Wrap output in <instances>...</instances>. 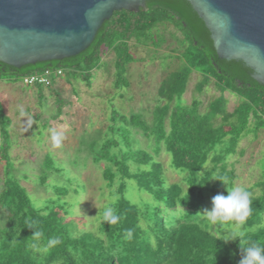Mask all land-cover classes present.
Here are the masks:
<instances>
[{
  "label": "trees",
  "instance_id": "16d2710c",
  "mask_svg": "<svg viewBox=\"0 0 264 264\" xmlns=\"http://www.w3.org/2000/svg\"><path fill=\"white\" fill-rule=\"evenodd\" d=\"M146 9L115 11L87 49L75 56L20 68L0 63V80L8 83L45 69H61L63 78L90 87L105 48L114 54L113 87L120 90L129 85L127 65L137 61L130 53L132 40L157 51L167 43L162 28L172 26L183 37L176 43L180 49L162 58L179 64L159 83L158 104L150 122L140 114L120 115L111 104L107 133L100 145L89 147L93 163H105L102 178L110 189L108 202L94 221H87L89 229H80L85 220L70 211L77 199L72 198L73 205L63 200L70 194L79 196L77 190L53 186L57 203L33 204L13 172L10 120L0 105V210L5 220L0 224V264H239L244 247L264 245V178L245 188L251 193V213L236 227L237 233H245L240 239L225 243L218 235L220 227L197 216L205 194H221L233 186L236 174L228 159L242 156L241 140L248 135L255 138L264 130V86L252 78V70L242 61L217 57L208 29L187 0H153L146 3ZM192 72L200 76L194 87L197 94L210 84L219 92L203 113L199 100L183 101ZM225 92L239 99L231 112ZM62 106L58 99L53 119L60 116ZM135 130L153 142L150 151L133 144ZM218 146H222L220 151H216ZM162 150L170 156V167L182 175L181 182H168L158 160ZM43 168L60 171L49 163ZM221 177L228 178L227 186L215 180ZM127 180H133L149 200L137 204L127 198ZM45 181L43 176L39 184L43 187ZM109 207L118 220L104 216ZM226 223L237 226L235 221Z\"/></svg>",
  "mask_w": 264,
  "mask_h": 264
},
{
  "label": "rangeland",
  "instance_id": "374dc122",
  "mask_svg": "<svg viewBox=\"0 0 264 264\" xmlns=\"http://www.w3.org/2000/svg\"><path fill=\"white\" fill-rule=\"evenodd\" d=\"M161 32L167 43L157 51L150 46L143 47L134 40L129 43L130 53L137 61L127 65L126 78L129 85L120 90L113 87L114 54L105 48H102L101 67L92 72L90 87L78 80L62 77L67 82L62 80V85L53 87L58 96L51 93L46 101L35 103L34 97L22 92L18 87L21 82L8 83L0 80V105L10 120L8 141L13 172L28 191L36 207L51 200L58 202L52 191L53 186L67 188L71 192L77 190L79 196L73 197L70 194L63 200L73 205L72 198H76L77 205L72 206L70 211L77 219L85 220L83 222L87 224L95 220L99 210L108 202L110 189L102 178L105 163L94 164L89 147L93 144L100 145L101 139L107 133L111 104L120 115L140 114L150 122L152 109L158 104L157 87L167 72L174 70L179 64L178 61H164L162 58L176 53L180 49L177 42L183 38L172 26L162 28ZM199 79V74L192 72L183 101L190 104L193 99L199 100L200 111L203 113L208 103L217 97L219 92L210 84L202 93L197 94L194 87ZM224 97L228 100L227 111L231 112L238 105L239 99L228 92L224 93ZM56 99L61 100L63 106L60 116L53 119L57 112L54 106ZM35 113L38 116L37 120L34 117ZM53 130L63 134L59 148L52 144ZM133 134V144L136 147L151 150L153 147L151 140L145 139L136 130ZM221 148L222 146H218L216 151H220ZM238 150L243 151L242 156L235 155L228 159L236 174L233 186L249 188L264 178V130H260L255 138L250 135L243 138ZM158 160L166 169L170 184L181 182L182 175L170 167V156L164 150L161 151ZM48 163L59 169V173L46 172L43 167ZM43 176L46 177V181L42 187L39 179ZM82 187L85 188L84 192ZM221 194L227 195L226 187ZM205 195V204L200 213L211 208V201L215 196ZM126 196L137 204L149 200V196L141 192L133 180L126 181ZM4 221V212L0 210V224L2 225ZM203 222L208 223L204 220ZM209 223L216 229L220 227L218 235L223 238L226 233L238 230L237 226L232 224ZM85 224L80 223L79 228L89 229L91 225Z\"/></svg>",
  "mask_w": 264,
  "mask_h": 264
},
{
  "label": "water",
  "instance_id": "95a60500",
  "mask_svg": "<svg viewBox=\"0 0 264 264\" xmlns=\"http://www.w3.org/2000/svg\"><path fill=\"white\" fill-rule=\"evenodd\" d=\"M148 0H0V63L15 68L75 56L115 11ZM219 59L242 61L264 86V0H187Z\"/></svg>",
  "mask_w": 264,
  "mask_h": 264
},
{
  "label": "clouds",
  "instance_id": "9594fccd",
  "mask_svg": "<svg viewBox=\"0 0 264 264\" xmlns=\"http://www.w3.org/2000/svg\"><path fill=\"white\" fill-rule=\"evenodd\" d=\"M63 140V134L55 130L52 131L51 141L52 144L59 148ZM228 185L227 177L215 179ZM227 195L217 194L211 201V208L204 209L202 213L197 214L202 220L211 222L212 224H223L229 221H235L237 227L243 224L251 213V193L240 186H227ZM104 216L116 221L119 217L115 214L113 208L105 209ZM40 235V233H37ZM245 233L243 231L237 233L231 231L225 234L222 239L225 243L240 239ZM242 258L239 264H264V245L259 243H251L242 249Z\"/></svg>",
  "mask_w": 264,
  "mask_h": 264
},
{
  "label": "built area",
  "instance_id": "2783aa9c",
  "mask_svg": "<svg viewBox=\"0 0 264 264\" xmlns=\"http://www.w3.org/2000/svg\"><path fill=\"white\" fill-rule=\"evenodd\" d=\"M60 77H63V71L61 69H57V70L45 69L40 73L23 78L21 83L27 86L39 85L42 87H49L51 86L53 79Z\"/></svg>",
  "mask_w": 264,
  "mask_h": 264
},
{
  "label": "crops",
  "instance_id": "0c3cea01",
  "mask_svg": "<svg viewBox=\"0 0 264 264\" xmlns=\"http://www.w3.org/2000/svg\"><path fill=\"white\" fill-rule=\"evenodd\" d=\"M62 80H64V79L61 78V77L60 78H55V79H53V83H52L51 86H49V87H42L41 90H38V88H36V86H27V85H24L22 83H19V86L18 85H15V86H18L21 89L22 92H27L29 95H31L32 97H34L35 103H36L38 101L39 102L40 101H43V100L46 101L48 98H50L49 95L51 93H53L54 95H56L57 92L54 91L53 87H58V86L62 85V83H61ZM65 82H67V81H65ZM56 101H57V99H56ZM54 106H55V103H54Z\"/></svg>",
  "mask_w": 264,
  "mask_h": 264
},
{
  "label": "flooded vegetation",
  "instance_id": "af4514ba",
  "mask_svg": "<svg viewBox=\"0 0 264 264\" xmlns=\"http://www.w3.org/2000/svg\"><path fill=\"white\" fill-rule=\"evenodd\" d=\"M149 1H153V0H148V1L145 2V4H146L147 2H149Z\"/></svg>",
  "mask_w": 264,
  "mask_h": 264
}]
</instances>
